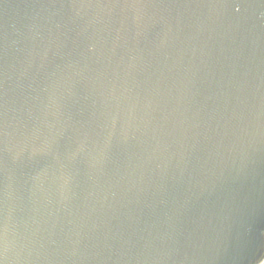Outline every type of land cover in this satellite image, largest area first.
<instances>
[{"label":"water","instance_id":"1","mask_svg":"<svg viewBox=\"0 0 264 264\" xmlns=\"http://www.w3.org/2000/svg\"><path fill=\"white\" fill-rule=\"evenodd\" d=\"M264 0H0V264H262Z\"/></svg>","mask_w":264,"mask_h":264},{"label":"rangeland","instance_id":"2","mask_svg":"<svg viewBox=\"0 0 264 264\" xmlns=\"http://www.w3.org/2000/svg\"><path fill=\"white\" fill-rule=\"evenodd\" d=\"M262 264H264V262Z\"/></svg>","mask_w":264,"mask_h":264}]
</instances>
